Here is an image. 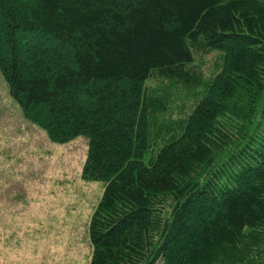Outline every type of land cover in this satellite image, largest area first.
<instances>
[{
  "label": "trees",
  "instance_id": "obj_1",
  "mask_svg": "<svg viewBox=\"0 0 264 264\" xmlns=\"http://www.w3.org/2000/svg\"><path fill=\"white\" fill-rule=\"evenodd\" d=\"M0 73L89 140L90 264H264V0H0Z\"/></svg>",
  "mask_w": 264,
  "mask_h": 264
},
{
  "label": "rangeland",
  "instance_id": "obj_2",
  "mask_svg": "<svg viewBox=\"0 0 264 264\" xmlns=\"http://www.w3.org/2000/svg\"><path fill=\"white\" fill-rule=\"evenodd\" d=\"M89 140L66 144L27 120L0 73V264H90L102 182L83 169Z\"/></svg>",
  "mask_w": 264,
  "mask_h": 264
}]
</instances>
